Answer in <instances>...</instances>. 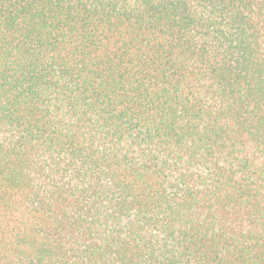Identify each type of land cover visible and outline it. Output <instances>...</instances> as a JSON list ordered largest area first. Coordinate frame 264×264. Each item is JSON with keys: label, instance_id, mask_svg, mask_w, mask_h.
<instances>
[{"label": "trees", "instance_id": "16d2710c", "mask_svg": "<svg viewBox=\"0 0 264 264\" xmlns=\"http://www.w3.org/2000/svg\"><path fill=\"white\" fill-rule=\"evenodd\" d=\"M0 264H264V0H0Z\"/></svg>", "mask_w": 264, "mask_h": 264}]
</instances>
